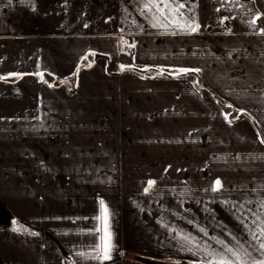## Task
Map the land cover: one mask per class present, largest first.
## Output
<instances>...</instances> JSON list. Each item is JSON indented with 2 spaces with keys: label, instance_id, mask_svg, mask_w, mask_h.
I'll return each mask as SVG.
<instances>
[{
  "label": "crops",
  "instance_id": "crops-1",
  "mask_svg": "<svg viewBox=\"0 0 264 264\" xmlns=\"http://www.w3.org/2000/svg\"><path fill=\"white\" fill-rule=\"evenodd\" d=\"M141 8L139 0H0V76L73 82L95 52L112 73L200 68L206 90L192 76H110L104 60L80 73L75 95L33 80L0 84V264H98L76 253L90 251L101 199L117 246L104 264H140L129 254L198 262L181 248L183 234L216 248L210 237L249 239L233 204L264 197L254 191L264 185V160L254 158L264 144L247 120H226L210 93L250 113L264 136V36L246 23L258 12L264 28V0H189L185 11L201 27L176 35L153 28ZM149 179L156 184L145 193ZM216 179L223 190L205 191ZM13 220L30 231L14 232Z\"/></svg>",
  "mask_w": 264,
  "mask_h": 264
},
{
  "label": "snow or ice",
  "instance_id": "snow-or-ice-1",
  "mask_svg": "<svg viewBox=\"0 0 264 264\" xmlns=\"http://www.w3.org/2000/svg\"><path fill=\"white\" fill-rule=\"evenodd\" d=\"M13 0H8L11 4ZM30 2V0H29ZM142 4L140 9L142 14L147 15L150 18L151 26L158 30L163 29L165 32H169L172 35L177 33H196L201 25L196 22L194 15H188L185 11L186 5L189 0H139ZM232 3L241 4L242 0H230ZM255 0H253V3ZM34 10V9H33ZM219 11V9H217ZM229 19V18H225ZM261 19V14L256 12L253 16L246 21L247 25L252 29V34H258L264 36V28H258L257 22ZM223 23V21H221ZM85 27H88L85 24ZM123 32V29H120ZM120 44L122 46H127L129 48L135 47L134 43H129L128 41L121 38ZM89 55L95 56L96 53L92 52ZM88 56H84L83 60H87ZM92 64L88 63L87 67H91ZM124 65H121V70L124 69ZM134 67V66H133ZM80 68H76V73H79ZM175 78L179 79L180 75H187L189 73L199 74L201 72L200 68H179L175 70ZM37 75L40 77V82L47 83L48 87H54L53 84L48 83V81L43 80V73H10L8 76L22 77L23 75ZM163 74V70L161 73ZM171 75V73H169ZM7 76H0V79H7ZM66 83L67 81H61ZM199 84V81H196ZM194 84V87L196 86ZM260 103L264 104V90H262V97L259 100ZM229 108L232 107L231 104L228 105ZM241 115H250L241 109H237ZM228 119V116H225ZM239 119V116L236 117ZM231 122V121H230ZM257 123V121H253ZM264 144V140L260 141ZM264 160V156L254 157ZM156 181L149 179L147 181V186L143 189L145 193H149L150 190L155 186ZM223 184L220 179H216L214 184H210L205 191L211 192H221L223 190ZM246 187V186H245ZM254 191L264 193V185L257 186ZM226 203H231L226 201ZM253 204L256 207H251ZM233 207L240 213V219L243 224H245L247 235L249 239L247 242L240 241L239 238L236 244L226 243L222 239L217 237H210L214 244L219 245L218 248L213 246V243L201 242L197 240L191 234H183L179 236V243L181 248H185L188 252L199 257L197 264H264V197L253 200L248 198L242 202L233 204ZM112 212L106 202L101 199L99 201V214L94 216L93 219L98 223L93 228L89 235L93 236L95 239L92 243L88 244L87 247L90 251H79L76 253L77 256L81 257L84 261H96L98 264H104L105 261H110L113 257V252L116 249V244L114 243V233L112 231L111 225ZM250 220V224L247 223ZM16 221H13V231H27V229H22L21 227H16ZM204 236L208 233L205 229L201 228L199 230ZM35 235V233H31ZM174 239L176 237H173ZM98 241V242H97Z\"/></svg>",
  "mask_w": 264,
  "mask_h": 264
},
{
  "label": "trees",
  "instance_id": "trees-1",
  "mask_svg": "<svg viewBox=\"0 0 264 264\" xmlns=\"http://www.w3.org/2000/svg\"><path fill=\"white\" fill-rule=\"evenodd\" d=\"M86 56H89V54H87ZM80 68L79 73L75 72L74 75V79L73 82H68L67 80L64 79H58L55 76L49 75L47 73H43V80L48 81V83H51L54 85V87H50V88H64L67 89L70 95H75L77 93L78 90V81H79V75L82 71L89 69V67H87V64L82 63L78 66ZM108 74H110L108 72ZM141 77H145L147 78L148 75H139ZM176 74H168L165 76L162 75H156V74H152L149 75L150 78H155V79H175ZM186 76H180V78H185ZM19 80H33V82L35 84H41L43 82H40V77L37 75H23L22 77H16V76H9L6 80L5 79H1L0 80V84L1 85H7V84H12L16 81ZM61 81H67L66 83H62ZM47 86L48 84L45 83ZM196 84V82H195ZM199 84H196L197 87ZM200 91H204V89L200 88ZM211 98L213 99V101L223 110V113L225 114V116H228V121L233 122L239 119H245L247 120L255 129V131L257 132V135L259 136L260 140H264V136H262L257 128V126L255 125V123L253 122L252 118L249 117L248 115H241L240 112L238 113H234V110L232 108H229L228 105L224 104L223 102H221L218 98H216L213 94L210 93ZM235 116V118H234ZM239 116V119H236V117ZM14 221V220H13ZM13 221H11V226L12 228L14 227L13 225ZM16 227H21L22 229H27V232L30 231L28 229V227L20 224V223H16L15 225ZM20 232H25V231H20ZM31 232H33L31 230ZM127 259L133 261V262H138L140 264H197V262H191V261H185V262H181V261H175V260H164V259H152L150 257L147 256H141V255H137V254H129L128 256H126Z\"/></svg>",
  "mask_w": 264,
  "mask_h": 264
},
{
  "label": "flooded vegetation",
  "instance_id": "flooded-vegetation-1",
  "mask_svg": "<svg viewBox=\"0 0 264 264\" xmlns=\"http://www.w3.org/2000/svg\"><path fill=\"white\" fill-rule=\"evenodd\" d=\"M96 54H98V53H96ZM98 55H101V54H98ZM89 56H91V55H89ZM89 56H88V57H89ZM101 56H102L103 58H101V59H99V60H104V61H105V63H106V73H107V74H108V72L110 73V74H108V75H110V76H117V75H120V74H122V73H127V72H120V68H121V66L119 67V69H118L117 72L112 73V72L108 69V66H109V58H108L107 56H105V55H101ZM93 58H94V56L89 57V60H90V63L92 64V66H93L97 61H99V60L94 61ZM85 62H86V61H85ZM85 64H88V63H85ZM92 66H91L89 69H91ZM125 67H129V66H125ZM133 68H134V67H133ZM89 69H87V70H89ZM136 69H137V68H136ZM149 69H150V68H149ZM140 70H145V69H140ZM153 70H155V71H157V72L149 73V74H143V75H148L147 78H150L149 75H152V74L162 75V76H164L163 74H165V75H168V74H169V73H167V72H163V74H160V73H161L160 70H157V69H153ZM128 73H133V74H135V75H137V76L141 75V74H137V73H134V72H128ZM171 74H176V73H171ZM189 76L194 77V78H195V82H196L197 80L199 81V78H198V76H197L195 73H193V75H186V77H189ZM139 77H141V76H139ZM142 78H145V77H142ZM151 79H155V78H151ZM167 80H168V79H167ZM201 88H202V87H201ZM204 91H206V90L204 89ZM137 255H139V254H137ZM141 256H143V255H141Z\"/></svg>",
  "mask_w": 264,
  "mask_h": 264
},
{
  "label": "water",
  "instance_id": "water-1",
  "mask_svg": "<svg viewBox=\"0 0 264 264\" xmlns=\"http://www.w3.org/2000/svg\"><path fill=\"white\" fill-rule=\"evenodd\" d=\"M103 58L101 55H98L96 54L93 58L94 61H97L99 59ZM120 72H134V73H137V74H149V73H154V72H157L153 69H145V70H140V69H136V68H133V67H124L123 70H121L120 68ZM165 76V74H163ZM187 75H193V73H189ZM180 76H186V75H180Z\"/></svg>",
  "mask_w": 264,
  "mask_h": 264
},
{
  "label": "rangeland",
  "instance_id": "rangeland-1",
  "mask_svg": "<svg viewBox=\"0 0 264 264\" xmlns=\"http://www.w3.org/2000/svg\"><path fill=\"white\" fill-rule=\"evenodd\" d=\"M150 258H152V259H156V260H157V259H164V260H169V259H166V257H163V258H161V257H158V258H157V257H155V256H151Z\"/></svg>",
  "mask_w": 264,
  "mask_h": 264
}]
</instances>
